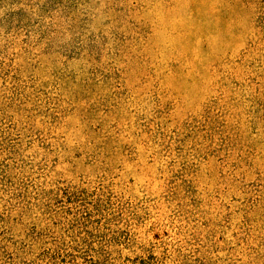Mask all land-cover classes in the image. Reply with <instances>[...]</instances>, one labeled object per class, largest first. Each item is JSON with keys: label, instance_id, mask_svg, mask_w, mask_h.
Segmentation results:
<instances>
[{"label": "rangeland", "instance_id": "rangeland-1", "mask_svg": "<svg viewBox=\"0 0 264 264\" xmlns=\"http://www.w3.org/2000/svg\"><path fill=\"white\" fill-rule=\"evenodd\" d=\"M0 264H264V0H0Z\"/></svg>", "mask_w": 264, "mask_h": 264}]
</instances>
